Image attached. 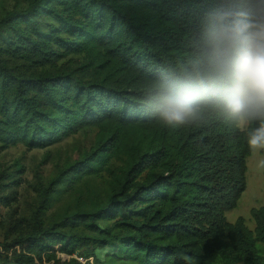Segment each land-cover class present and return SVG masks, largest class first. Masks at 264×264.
<instances>
[{"label":"trees","instance_id":"obj_1","mask_svg":"<svg viewBox=\"0 0 264 264\" xmlns=\"http://www.w3.org/2000/svg\"><path fill=\"white\" fill-rule=\"evenodd\" d=\"M220 3L27 0L0 18V150L45 148L94 126L93 149L61 170L46 195L52 184L72 190L87 177H111L94 209L77 206L51 226L37 212L24 220L28 231L13 243L17 264H81L73 256L92 240L136 264H259L264 205L250 210L253 229L225 217L245 187L244 131L214 115L166 128L143 108L144 89L187 56L200 17ZM67 226L92 236L60 228Z\"/></svg>","mask_w":264,"mask_h":264},{"label":"clouds","instance_id":"obj_2","mask_svg":"<svg viewBox=\"0 0 264 264\" xmlns=\"http://www.w3.org/2000/svg\"><path fill=\"white\" fill-rule=\"evenodd\" d=\"M160 126L202 124L214 115L264 152V0H221L196 26L191 51L143 91ZM264 168V159L258 161Z\"/></svg>","mask_w":264,"mask_h":264},{"label":"rangeland","instance_id":"obj_3","mask_svg":"<svg viewBox=\"0 0 264 264\" xmlns=\"http://www.w3.org/2000/svg\"><path fill=\"white\" fill-rule=\"evenodd\" d=\"M26 4L27 0H0V18L9 11L24 9ZM69 57L75 59L79 56ZM15 64L20 71H24L27 66L22 65L20 61ZM97 134L98 128L82 126L60 142L45 148L28 149L18 144L0 150V264H17L15 256L20 247L13 246V243L28 231L24 220H28L35 212L44 225L51 226L60 224L77 206L91 210L99 202L106 200L110 192L111 177L105 172L87 177L72 190L67 188L65 183L52 184V196L46 195L48 183L54 180L61 170L80 160L93 149ZM262 159L261 152L256 151H250L245 158V187L236 206L225 213L227 221L234 222L238 217H242L245 225L253 229L254 222L250 210L264 205V168L258 167V161ZM113 163L119 164L118 161ZM19 167L23 168L21 174L15 172ZM17 176L20 178L18 186L8 183ZM97 225L105 227L108 222L98 221ZM60 228L64 232L92 236V232L84 226ZM117 246L120 247L119 244ZM257 250L261 256L259 264H264V244L258 242ZM112 253V249H102L92 240L73 257L82 258V261L76 258L81 264H136L118 260ZM59 256L66 257L64 254Z\"/></svg>","mask_w":264,"mask_h":264},{"label":"built area","instance_id":"obj_4","mask_svg":"<svg viewBox=\"0 0 264 264\" xmlns=\"http://www.w3.org/2000/svg\"><path fill=\"white\" fill-rule=\"evenodd\" d=\"M77 258V257H76ZM77 259H79V261H82V258H77Z\"/></svg>","mask_w":264,"mask_h":264}]
</instances>
